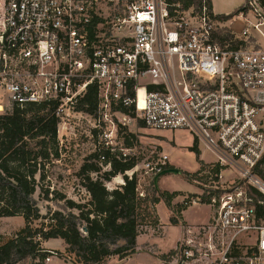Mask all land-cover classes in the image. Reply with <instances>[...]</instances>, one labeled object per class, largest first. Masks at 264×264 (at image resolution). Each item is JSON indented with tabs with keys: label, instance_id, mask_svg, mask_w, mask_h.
I'll return each mask as SVG.
<instances>
[{
	"label": "built area",
	"instance_id": "obj_1",
	"mask_svg": "<svg viewBox=\"0 0 264 264\" xmlns=\"http://www.w3.org/2000/svg\"><path fill=\"white\" fill-rule=\"evenodd\" d=\"M263 27L264 0L236 13L212 0H0V111L55 104L62 136L127 118L123 108L147 127L188 131L221 166L180 201L214 211L202 226L219 254L210 264H264V199L253 195L264 196ZM91 87L95 113L79 107ZM226 167L239 178L228 186ZM188 247L177 255L190 258ZM46 251L44 264L60 255Z\"/></svg>",
	"mask_w": 264,
	"mask_h": 264
},
{
	"label": "trees",
	"instance_id": "obj_2",
	"mask_svg": "<svg viewBox=\"0 0 264 264\" xmlns=\"http://www.w3.org/2000/svg\"><path fill=\"white\" fill-rule=\"evenodd\" d=\"M240 9L241 6L232 13ZM98 105V89L91 87L79 107L95 113ZM56 107L55 104H32L25 108L15 107L12 114H0V216L22 215L26 222L12 238L0 245V264H20L28 260L30 264H44L48 251L42 242L51 238L63 239L67 251L85 264H106L109 257L133 255L137 252V239L146 214H157V205L161 201L171 208L173 214L180 213L188 206L181 202L174 204L173 200L183 193L159 190L155 177L145 192L140 191L136 173L132 177L125 174L138 162L111 157L108 153L104 160L97 158L96 162H86L82 167V185L89 194L88 200L79 202L63 195L57 198L59 203L64 201L60 208L49 210V217H45L34 196L38 186V158L30 150V141L42 139L45 142L49 139L56 142ZM122 111L135 115L125 108ZM189 149L196 153L201 171L208 167L214 172L220 170V164L212 167L211 163L200 158L196 140ZM96 156L93 154V157ZM105 165H109V169L104 170ZM171 168L174 167L167 165L162 167V171ZM257 170L264 176V168ZM182 173L188 179H193L192 173ZM120 174L124 183L109 188L107 182ZM253 195L257 199H264L257 190L253 191ZM258 216L264 219V205L259 207ZM43 218L48 219L47 224L33 226L35 221ZM171 221L173 225L179 224L175 216ZM175 253L176 250H173L163 258H168L170 262Z\"/></svg>",
	"mask_w": 264,
	"mask_h": 264
},
{
	"label": "rangeland",
	"instance_id": "obj_3",
	"mask_svg": "<svg viewBox=\"0 0 264 264\" xmlns=\"http://www.w3.org/2000/svg\"><path fill=\"white\" fill-rule=\"evenodd\" d=\"M242 3L243 0H213L214 9L219 13L233 12ZM13 112L14 109H5L0 111V114H12ZM175 136L177 139V135ZM183 137V141H190V136L186 132L183 133ZM30 142V150L38 158V186L34 196L45 217H49L50 214H47L49 210L60 208V204H63L64 201L59 203L57 198L63 195L79 202L88 200L89 194L82 185L84 177L82 167L86 162L104 160L108 153L111 157L115 156L123 160L125 158L126 160L134 159L138 162L133 169L126 171L125 174L132 177L136 173L139 190L142 192H145L150 187L151 180L162 172H157L160 166L172 165L182 171L192 172L193 179H188L183 173H167L160 176L158 180L161 191L165 190L164 188L186 189L187 191L180 192L183 193L180 195L181 197L190 196L201 190L200 183L195 180L202 182L207 179L202 175L203 171L198 169L199 162L195 152L179 146L174 147L173 136L166 135L161 130L147 127L136 114H128L127 118L120 114L113 115L111 121L102 122L97 127L85 121L77 127L76 134L68 136L58 134L56 142L49 139L45 142L42 139H34ZM93 154H97V156L93 157ZM165 155L168 156V159L163 158ZM204 157L206 160L216 159L215 155L210 152H206ZM211 166H216V164L211 163ZM107 169H109V165L104 166V170ZM238 179V175L229 167L224 168V176L221 180L225 186L237 182ZM122 182L123 175L120 174L107 182V185L112 189ZM157 208V214H146L147 218L144 219L140 227L136 254L130 258L128 256L120 258L119 255H115L109 257L106 264H210L214 259L212 255L199 252L192 247H188L192 254L190 258H182L176 253L174 258L171 257L172 261L169 262L168 258H163V255H168L171 251L176 250L179 244L178 239L183 238L184 234L198 237L203 243H206L208 237L202 226L207 224L213 215L212 207L208 204L191 206L186 212V218L204 224L189 227L182 220L183 210L173 214L171 208L169 209L163 201L157 205ZM172 216L178 218L179 226L173 225ZM47 223L48 219L43 218L35 221L33 226L41 227L42 224ZM25 224L22 215L0 216V245L12 238ZM54 243L57 245L54 249L60 255L54 257L50 264H72L64 257L69 254L66 243L62 245L61 241L55 240L50 241L48 245ZM20 264H30V260Z\"/></svg>",
	"mask_w": 264,
	"mask_h": 264
},
{
	"label": "crops",
	"instance_id": "obj_4",
	"mask_svg": "<svg viewBox=\"0 0 264 264\" xmlns=\"http://www.w3.org/2000/svg\"><path fill=\"white\" fill-rule=\"evenodd\" d=\"M213 1V0H212ZM213 6H214V4H213ZM158 130H161L163 133H165L166 135H171V136H173V138H174V142H175V146L174 147H176V146H179V147H181V148H185V149H189L191 146H193V144H194V141H195V139H194V137L192 136V134L191 133H189L188 131H186V130H182V129H179V130H167V129H158ZM184 132H186L189 136H190V141L188 142H185V141H183V139H184V137H183V133ZM175 135H177V139H176V136ZM198 147H199V149H200V158L204 161V162H206V163H213V162H215V160H206V158L204 157V155L206 154V152H210L208 149H206V147L203 145V144H201V145H198ZM168 150V149H167ZM190 150V149H189ZM191 151V150H190ZM211 153V152H210ZM174 163V162H173ZM200 168V164H199V167H198V169ZM181 170V169H180ZM189 172V171H188ZM192 173V172H191ZM165 190H168V191H170V192H173V191H187L186 189H175V190H170V189H167V188H164ZM188 192H193V191H188ZM181 199H182V197L179 195V196H177L174 200H173V203L175 204V203H178V202H180L181 201ZM193 206V205H192ZM190 207L191 206H189L187 209H185V210H183V213H182V217H183V221H185L186 222V224H187V226L189 227V226H191V225H197V224H204V223H199V222H197V221H190V220H188L187 218H186V212L190 209ZM157 210H158V208H157ZM211 218V217H210ZM180 222V221H179ZM176 225H178V224H176ZM179 226V225H178ZM139 238V237H138ZM55 240H57V241H61V243H62V245H63V243H65V241L63 240V239H61V238H51V239H48V240H45V241H43L42 242V246L45 248V249H54V248H56L57 247V245L54 243V244H52V245H48V243L50 242V241H55ZM179 240V242H180V238L178 239ZM177 243H178V241H177ZM177 245V244H176ZM178 246V245H177ZM134 254H136V253H134ZM133 254V255H134ZM133 255H131V256H129V258L130 257H132ZM53 259L54 258H52L47 264H50L52 261H53Z\"/></svg>",
	"mask_w": 264,
	"mask_h": 264
},
{
	"label": "bare ground",
	"instance_id": "obj_5",
	"mask_svg": "<svg viewBox=\"0 0 264 264\" xmlns=\"http://www.w3.org/2000/svg\"><path fill=\"white\" fill-rule=\"evenodd\" d=\"M186 245L192 246L195 250L199 252H203L209 255L219 256L218 252L214 248L206 245L205 243L201 242L200 240L189 234H184L183 238L180 239V242L176 248V253L178 252L181 246H186ZM176 253L172 256V258H174Z\"/></svg>",
	"mask_w": 264,
	"mask_h": 264
},
{
	"label": "water",
	"instance_id": "obj_6",
	"mask_svg": "<svg viewBox=\"0 0 264 264\" xmlns=\"http://www.w3.org/2000/svg\"><path fill=\"white\" fill-rule=\"evenodd\" d=\"M167 173L181 174L182 171L179 168H175L174 167V168H171V169H166V170L160 172L159 174H157L155 176V184H156L157 188H159V186H158V180H159L160 176H162L164 174H167ZM122 183H124V180H123Z\"/></svg>",
	"mask_w": 264,
	"mask_h": 264
}]
</instances>
